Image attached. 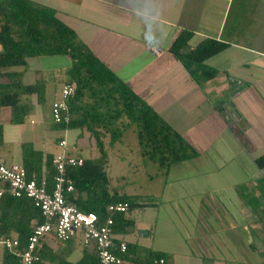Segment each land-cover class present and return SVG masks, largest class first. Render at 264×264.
Instances as JSON below:
<instances>
[{
	"label": "crops",
	"instance_id": "1",
	"mask_svg": "<svg viewBox=\"0 0 264 264\" xmlns=\"http://www.w3.org/2000/svg\"><path fill=\"white\" fill-rule=\"evenodd\" d=\"M24 1L53 11L75 32L78 42L199 153L168 170L161 167L165 179L156 195L146 196L152 200L122 193L135 197L139 206L132 210H144L148 218L133 235L138 220L130 218L128 210L125 217L133 221V227L115 238L134 244L138 257L149 251L163 253L160 264H204L195 262L199 259H208V264H264V168L255 163L264 154V0ZM182 31L191 33L187 49L206 39L225 44L204 61L216 71L214 78L197 84L171 52ZM70 66L67 55L32 56L22 65H0V81L6 82L7 75L15 72L25 86L42 85L40 95L20 96L28 105L21 124L10 121V107L0 108V160L7 166L22 165L23 143L54 156L60 154L58 138L66 139V152L71 155L99 156L97 147L92 149L89 144L94 137L84 128L63 130L53 150L43 135L41 143L35 137L38 126L43 127L41 104L47 95L54 98L48 105L51 116V105ZM122 118L116 125L126 123ZM129 130L136 134L134 127L125 132ZM108 138L101 136L106 148ZM176 166L184 175L169 176ZM210 207L215 214L205 215L203 211ZM253 209L259 210L260 218ZM170 215L179 218L182 239L177 246L168 239L174 225L168 220ZM204 221L208 232L203 234L199 227ZM40 246L45 256L42 264H94L96 258L94 249L84 247L80 236L66 242L44 237Z\"/></svg>",
	"mask_w": 264,
	"mask_h": 264
},
{
	"label": "trees",
	"instance_id": "2",
	"mask_svg": "<svg viewBox=\"0 0 264 264\" xmlns=\"http://www.w3.org/2000/svg\"><path fill=\"white\" fill-rule=\"evenodd\" d=\"M190 36L188 31L180 32L170 50L197 84L205 83L215 77L216 71L207 67L204 61L223 50L225 44L206 39L195 48L187 49ZM0 42L3 47L0 65H22L26 57L32 56L67 55L70 58L71 66L67 70L65 81L76 85L75 93L69 100L70 122L55 126L62 130L84 128L94 137L99 156L94 159L85 158L80 166L67 167L66 173L71 179L73 190L65 192V196L67 202L77 210L95 213L98 224L108 217L112 219L110 228L115 243L113 252L118 254L117 245L121 241L115 236L123 235L125 228L133 227V221L127 219L125 213L139 205L135 197L110 191L105 171L107 152L101 136L107 134L109 145H113L120 139L123 131L135 125L142 156L165 170L174 164L189 161L199 153L150 105L120 81L86 45L78 42L75 32L61 22L53 11L35 7L24 0H0ZM7 76L6 82L0 81V108L10 107V121L21 124L27 116L28 105L20 101V96L33 92L40 95L42 85L37 82L35 85L25 86L20 82V75L15 72ZM122 117L126 118V123L116 125L115 121ZM1 134L0 125V137ZM21 157L27 179H34L39 184L46 181L51 189L55 174L52 165L54 155L35 149L31 143H23ZM255 163L258 168L263 169L264 154L257 157ZM1 187L6 188L4 185ZM117 203H127V211L119 213L108 210L110 205ZM257 212L259 210L253 209V213L259 217L260 213ZM41 221V212L31 199L25 196L12 197L6 192L0 196V240L3 237L16 238L23 249L33 227ZM126 246V251L120 256L128 264H160L158 261L164 256L163 253L149 251L144 257H138L135 255L134 244L126 243ZM43 252L39 243L36 253L41 260L45 257ZM92 262L99 264L97 257ZM62 263L70 264L64 261ZM85 263L81 261L77 264ZM1 264L22 263L18 257L3 248ZM31 264H42V261Z\"/></svg>",
	"mask_w": 264,
	"mask_h": 264
},
{
	"label": "built area",
	"instance_id": "3",
	"mask_svg": "<svg viewBox=\"0 0 264 264\" xmlns=\"http://www.w3.org/2000/svg\"><path fill=\"white\" fill-rule=\"evenodd\" d=\"M75 90L74 82L65 81L62 84L59 96L50 108L53 123L68 124L70 122L69 100ZM57 144L62 150L52 160L55 174L51 189L46 181L39 184L34 179L28 180L22 165L7 166L0 160V184L6 186L5 189L0 188V196L5 192L16 198L25 196L32 200L42 217V221L33 227L25 248L21 249L18 239L12 237H3L0 243L3 248L18 257L22 264H31L41 261L36 249L41 239L47 235L62 242L80 236L84 247L94 249L99 264H128L120 256L127 249L124 241L117 245L119 253L113 252L115 243L112 240L110 228L112 219L108 217L103 223L98 224L95 213L81 212L67 202L65 192L72 191L73 186L66 169L82 165L84 159L66 152L65 138L59 140ZM127 208V203H117L110 205L108 210L124 213ZM158 263H163V260L160 259Z\"/></svg>",
	"mask_w": 264,
	"mask_h": 264
},
{
	"label": "rangeland",
	"instance_id": "4",
	"mask_svg": "<svg viewBox=\"0 0 264 264\" xmlns=\"http://www.w3.org/2000/svg\"><path fill=\"white\" fill-rule=\"evenodd\" d=\"M53 99H54L53 97L47 95L43 103L41 104L43 105L41 106V108L43 109V114H41L43 127L40 129V127L36 124L33 126L34 128L38 126L37 134L35 136L36 140L39 143H41L40 142L41 136L43 135L47 144L50 142L49 148L51 150L54 149V143H55L54 141L56 140V138L63 134L62 132L63 130L55 126V123H53L51 116L48 115V105L52 102ZM122 120L127 121L125 117H123ZM132 126L136 129L135 125ZM132 126H130L131 129H133ZM93 140L90 141L89 144L90 147H92V149H95L96 146L93 145L94 143ZM82 152L85 153L84 151ZM106 152H107V165L105 167V171L109 178L110 191L117 192L119 194L125 192L129 195H143L145 197L141 196L140 198L143 199L144 201L152 200L153 199L152 197L150 198V196L149 197L146 196L150 194L151 195L157 194L158 188L161 186V184L165 179V175L163 174L164 168L162 169L159 164L153 163L149 161L147 158L142 156L139 144L137 142L136 134L133 133L132 130L126 132L123 131L122 136L114 145L107 146ZM187 171L190 172L191 170L187 169ZM176 175H179L180 177L184 175V172H182L181 169L178 170L177 166L175 168H171L169 172V176L175 177ZM148 178H152V179L148 180ZM203 212L205 215L206 212H208L209 214L211 213L215 214V209H213V207H210L208 208V211L205 210ZM128 216L130 218H136L138 220V225L137 227L135 226L133 233V235L134 234L136 235L141 231L140 228L141 223L142 225L146 224L145 222L148 218V214L147 212H144V210L142 211L131 210L129 211ZM202 218L204 220L207 219L206 216ZM171 219L172 222H174L172 223L174 225H172L173 227H171L168 230V233L170 235L168 239L169 241L171 239L172 243L176 244L175 246H177L181 243V239H182L181 229L179 224L177 223V220L179 218L170 215V217H168V220L171 221ZM202 224L203 227L202 228L199 227V229L204 234L205 231L208 232L207 231L208 223H205L204 221ZM50 236L51 235H47L46 237H50ZM126 239L129 240L130 242H133V240H131L129 236H126ZM2 252H3V246L0 243V264H1ZM199 261H203L204 264H208L207 262L209 260L199 259L196 260L195 262H199Z\"/></svg>",
	"mask_w": 264,
	"mask_h": 264
}]
</instances>
